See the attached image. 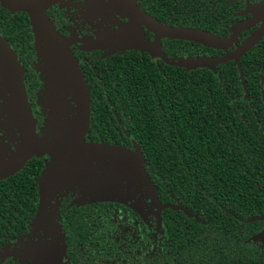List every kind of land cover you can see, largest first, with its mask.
Instances as JSON below:
<instances>
[{
  "label": "trees",
  "instance_id": "1",
  "mask_svg": "<svg viewBox=\"0 0 264 264\" xmlns=\"http://www.w3.org/2000/svg\"><path fill=\"white\" fill-rule=\"evenodd\" d=\"M259 1L141 0V9L172 27L226 37L249 17L237 15L246 3ZM254 29L227 51L177 40H162L161 49L168 58L220 57ZM0 35L22 60L25 86L37 90L43 81L29 67L37 50L27 14L0 6ZM137 51L81 68L90 95L85 141L139 146L162 206L164 240H124L129 234L110 210L98 211L94 224H70L64 200L57 213L71 264H264V37L239 65L214 70ZM37 177L26 168L0 181V245L28 231L40 205ZM96 202L100 210L112 201ZM179 205L184 210L173 209Z\"/></svg>",
  "mask_w": 264,
  "mask_h": 264
},
{
  "label": "water",
  "instance_id": "2",
  "mask_svg": "<svg viewBox=\"0 0 264 264\" xmlns=\"http://www.w3.org/2000/svg\"><path fill=\"white\" fill-rule=\"evenodd\" d=\"M62 1L63 0H0V6L7 11L11 13L24 12L27 14L30 27L36 39L37 56L38 48H40L39 43H43L49 49V52L56 56L57 62L59 63V70L57 73L58 76H56L55 79L62 80L61 83L65 89L68 88L69 90L70 87L74 94L73 101H75L76 104L75 115L72 116L69 125H66L68 129L63 134L53 139H47V134L42 138L39 137L35 132L36 120L33 117L31 105L28 102L25 90L23 69L15 52L10 48L8 42L0 35V78L3 80V82H1L2 84H0L1 87H6V92L8 93V115H11V117L16 116L15 119H18L20 124L19 130L24 149L27 151L33 146V148L44 149L50 152V161L45 165V169L42 172L43 175L45 173L48 177L52 176L53 168L58 167L64 161V159H61L66 156L62 155L59 157L58 153H55L58 149H63L69 153L67 155L73 162H75L77 157L82 156L81 154L88 153L100 156L120 157L132 164L133 158L139 155L141 157V181L143 183L148 181L151 185L152 183L145 171V161L139 146L135 145L134 150L131 151L125 147L85 141L90 115L89 89L77 61L68 49L66 40H63L55 31L46 15L47 9ZM114 2L128 18L127 23L119 25V30L114 33L115 38L117 40L126 41V44L130 45L127 49L144 52L152 59H160L164 63L172 66L182 65H175L166 61V56L161 49L162 40L191 42L206 48L227 51L235 45L241 33L257 26L254 31L246 36L237 48L220 57L173 58L188 60L187 65L182 66L188 69L206 68L214 70L217 65L231 61L239 65L241 57L257 45L264 37V0H260L257 3L247 2L244 9L237 15L240 17L249 16V18L235 23L230 28L229 35L226 37H217L205 30L189 29L178 26L172 27L163 24L146 13L143 9H140L136 4V0H114ZM146 32L152 35L151 40L146 37ZM240 79L242 80V77ZM65 95L67 96V93ZM66 100L67 97L63 99V104H57L52 101L50 106L51 110L54 111L66 108ZM50 114L51 116L54 115L53 112ZM48 122L46 124L44 121V129L41 130V134L42 131L45 133L44 130L49 127L47 126ZM30 156L32 155H29V157ZM75 165H77L76 162L73 166ZM142 173L144 176H142ZM40 179L38 183H40ZM145 184L147 190H151L149 184ZM152 189L155 194V199L159 203L156 190L154 187H152ZM39 208L32 221L34 224L41 220L43 216L42 209L39 212ZM173 209L184 210L180 205L173 207Z\"/></svg>",
  "mask_w": 264,
  "mask_h": 264
},
{
  "label": "rangeland",
  "instance_id": "3",
  "mask_svg": "<svg viewBox=\"0 0 264 264\" xmlns=\"http://www.w3.org/2000/svg\"><path fill=\"white\" fill-rule=\"evenodd\" d=\"M106 5L107 3L105 2L98 3L97 7L103 8ZM89 6H86L85 9L87 18L92 17L93 13H96L91 11H98L99 9L94 6L89 9ZM101 22L104 23V20H101ZM104 27L106 26L97 25L98 35L84 39V44L90 48L107 50L103 52L108 54L122 48L127 49L130 46L124 43L126 41L120 42L121 44L108 42L105 37L106 30L102 29ZM39 47L38 68L45 83L41 91L42 97L39 100V104L45 115V123L47 124L49 121L47 125L49 127L44 130L45 133L42 131L40 136L42 138L47 134V139H53L68 129L66 125H69L72 116L75 115L76 104L73 101L74 94L70 87L69 90L68 88L65 89L61 83L62 80L55 79L59 70L56 56L49 52V49L43 43H39ZM165 59L175 65L185 66L188 63V60L184 59L168 57ZM1 82L3 80L0 78ZM1 84L0 121L1 126L7 129L6 119L9 120L11 115H8L9 110L7 111L8 93L6 92V87H1ZM66 93L67 96L65 95ZM66 97V108L51 110L52 101L57 104H63V99ZM51 112L54 113L53 116H51ZM15 117L13 116L12 119H15ZM12 123L17 125L18 130L20 129L18 119H15ZM1 136L0 144H2L3 134ZM20 150L24 151L21 138ZM42 153H48L51 157L48 150L31 146L19 161L29 155L39 156ZM55 153H58L59 157L62 155L66 156L61 159H64V161L58 167L53 168L52 176L48 177L45 173L41 175L39 183L41 197L39 212L42 209L43 216L36 224L32 223L36 227V232L38 229L41 233H36L37 236L30 238L25 244L23 250L26 251L25 253L28 256L20 257L22 264H68L58 223L57 205L61 198L69 194L75 197V203L79 205L100 200L114 201L132 207H138L141 204V214L150 215L152 213L156 219L159 218L162 206L155 199L152 184L150 185L148 181H145L151 187V190H147L146 184L141 181V157L139 155L133 158L134 160L131 164L120 157L83 153L81 154L82 156L77 157L75 160L77 165L73 166L75 162L67 155L69 153L63 149H58ZM13 163L14 161L4 165L1 160L0 173L6 175L8 171L12 173L20 167L19 164L15 166L16 163H14L15 167L10 169ZM142 176H144L143 173ZM146 225L151 228V224ZM155 229L159 230L158 226Z\"/></svg>",
  "mask_w": 264,
  "mask_h": 264
},
{
  "label": "flooded vegetation",
  "instance_id": "4",
  "mask_svg": "<svg viewBox=\"0 0 264 264\" xmlns=\"http://www.w3.org/2000/svg\"><path fill=\"white\" fill-rule=\"evenodd\" d=\"M103 2L107 3V5L103 8L97 7L98 3ZM136 4L141 9V0H136ZM88 5H90L89 9L93 6L97 9L99 8L98 11L90 10L92 13L96 12L93 13V16L90 18H87L85 14V9ZM46 15L49 21L52 23L55 31L63 38V40H66L68 49L77 61L81 72V68H86V65H91L93 60H101L107 57H111L117 54L120 55L122 53L134 50L122 48L121 50H116L108 54L103 52L107 50L90 48L84 44V39H89L92 36L95 37L98 35L97 25L99 26V24H101V26H106L102 29L106 30L105 37L108 42H124L120 39L117 40L114 36V33L119 30V25L128 22V18L124 15L121 8L114 2V0H63L62 2L55 4L47 9ZM101 20H104V23H102ZM9 46L17 55V50L13 46ZM21 49L23 48L21 47ZM17 59L21 65L22 60H20L18 55ZM29 67L37 75L38 79L40 80L41 78V80L43 81L40 69L38 68V56L36 57V59L30 62ZM44 85V81L43 85L41 82V85H39L40 87H38V89L33 92L28 90V87L25 86L28 102L31 105L32 114L34 119L36 120L35 132L37 135H39V137H41L40 134L45 121V115L43 114V111L39 104V100L42 97L41 91L43 90ZM14 120L15 119H12V117L9 118V120L6 119L7 129L4 128V126H1L0 121V136L3 134L2 144H0V165L1 160L3 161L4 165H7L14 161V163H16L15 166L19 164L20 167L12 173H10L11 171H8L6 175L0 173V181L6 179L12 180L14 176L18 174V172L25 170L26 168H31L33 171L38 172V177H41L40 174L42 170L45 169V165H47V163L50 161V155L48 153H42L39 156H28L19 161V159L23 157L27 153V151L25 149L24 151L20 150L21 135L19 133L17 125H15V123H12L14 122ZM120 138L121 137H119V139ZM123 145L126 146L125 144ZM14 163L10 166V169L15 167ZM40 177L38 178V180L40 179ZM37 178L35 179V181L37 180ZM38 180L37 187L38 189H40ZM64 200L66 201L65 204L63 203ZM61 204L65 205V210L70 207L68 214V220L70 224H76L80 221L83 224H94L95 218L98 217V211L107 212L110 210L111 221L113 219L116 224H122L121 227L124 228L125 233L129 234V236H124V240H127L131 243L141 242V236L143 238H147V236L149 235L154 239V241L162 242L164 240V231L162 227L163 223L160 217L161 211L158 219H156L152 213L150 215H145V213H143V215L141 214V204L138 207H132L126 204L112 201L107 203L109 205V208L106 204L99 210L97 202L85 203L80 205L76 204L75 197L71 194L61 198L57 207L59 208ZM58 223L59 225H61L60 221H58ZM146 224H151V228H149V226H147ZM155 225L158 226L159 230L155 229ZM36 233L40 234L41 232H39L38 229L36 232V227L31 223L28 225L27 232H23L20 234L15 233L13 236H7L8 240L0 245V264H22L20 257L28 256L26 255L27 253H25L26 251H24L23 248L30 238L37 236ZM66 258L68 264H71L70 257L67 254Z\"/></svg>",
  "mask_w": 264,
  "mask_h": 264
}]
</instances>
